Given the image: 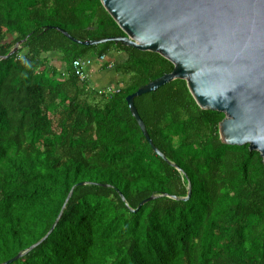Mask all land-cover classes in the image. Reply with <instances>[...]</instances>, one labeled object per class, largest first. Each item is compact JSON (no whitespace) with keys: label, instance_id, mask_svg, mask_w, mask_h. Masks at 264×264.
Returning a JSON list of instances; mask_svg holds the SVG:
<instances>
[{"label":"trees","instance_id":"obj_1","mask_svg":"<svg viewBox=\"0 0 264 264\" xmlns=\"http://www.w3.org/2000/svg\"><path fill=\"white\" fill-rule=\"evenodd\" d=\"M58 27L79 40L125 35L102 0H0V56L25 40L0 59V264L46 236L74 186L57 227L9 264H264L261 152L223 142L226 114L175 79L135 104L177 169L127 100L175 64L120 42L84 45ZM115 52L125 60L109 61ZM104 54L122 76L115 92L74 72L76 59Z\"/></svg>","mask_w":264,"mask_h":264},{"label":"water","instance_id":"obj_2","mask_svg":"<svg viewBox=\"0 0 264 264\" xmlns=\"http://www.w3.org/2000/svg\"><path fill=\"white\" fill-rule=\"evenodd\" d=\"M125 35L79 40L67 30V37L84 45L107 41L141 50L155 51L170 59L175 68L127 97L134 117L153 149L166 161L167 155L152 140L135 98L175 79H186L203 109L224 112L219 125L223 142L250 144L264 158V0H102ZM20 41L6 56L18 50ZM172 163V162H171ZM177 169L180 166L172 163ZM89 182H80L84 185ZM75 186L58 218L39 242L2 263L9 264L45 240L63 216ZM121 193V192H120ZM192 194L189 184L188 200ZM122 198L125 196L121 193ZM160 195L143 200L137 209ZM179 198L176 195H171Z\"/></svg>","mask_w":264,"mask_h":264},{"label":"crops","instance_id":"obj_3","mask_svg":"<svg viewBox=\"0 0 264 264\" xmlns=\"http://www.w3.org/2000/svg\"><path fill=\"white\" fill-rule=\"evenodd\" d=\"M126 58V54L122 52H115L113 56H109L108 60L115 61H123ZM105 62L96 61L89 67L90 73V82L99 89H109L116 88L117 84L121 82L122 76L117 75L115 70L111 68H106L104 65Z\"/></svg>","mask_w":264,"mask_h":264},{"label":"built area","instance_id":"obj_4","mask_svg":"<svg viewBox=\"0 0 264 264\" xmlns=\"http://www.w3.org/2000/svg\"><path fill=\"white\" fill-rule=\"evenodd\" d=\"M106 55H101L97 61L105 62ZM96 61V59L89 58V59H76L74 61V70L75 73L80 77L82 81L90 80V73H89V67ZM113 63L111 62L109 64V67H112ZM108 89V88H107ZM117 88H109L110 91L115 92Z\"/></svg>","mask_w":264,"mask_h":264},{"label":"bare ground","instance_id":"obj_5","mask_svg":"<svg viewBox=\"0 0 264 264\" xmlns=\"http://www.w3.org/2000/svg\"><path fill=\"white\" fill-rule=\"evenodd\" d=\"M42 62V61H41ZM69 66V65H68ZM75 72V71H74ZM76 77V76H75ZM89 97V96H88ZM117 98V97H116ZM107 100V99H106ZM131 111V110H130ZM7 117V116H6ZM46 117V116H45ZM47 117H49V116H47ZM78 117V116H77ZM62 119V118H61ZM8 120V119H7ZM47 121V120H46ZM53 121V120H52ZM50 122V121H49ZM51 123V122H50ZM68 123V122H67ZM70 123V122H69ZM43 124V123H42ZM41 125V124H40ZM38 126H39V124H38ZM55 126V125H54ZM7 127V126H6ZM60 127V126H59ZM46 129V128H45ZM62 129V128H61ZM63 130V129H62ZM65 130V129H64ZM54 132V131H53ZM59 132H60V129H59ZM62 132V131H61ZM71 133H72V131H71ZM138 134V133H137ZM71 135V134H70ZM78 137V136H77ZM79 138V137H78ZM71 139V138H70ZM48 140H50V139H48ZM47 140V141H48ZM33 141V140H32ZM52 141H54V140H52ZM46 142V141H45ZM50 142V141H49ZM48 142V143H49ZM149 142V141H148ZM32 143V142H31ZM48 145V144H47ZM52 145H54V144H52ZM72 145H73V143H72ZM43 146V145H42ZM142 149H144V148H142ZM152 150V149H151ZM146 155V154H145ZM96 161V160H95ZM75 163V162H74ZM83 163V162H82ZM67 164V163H66ZM80 166V165H79ZM81 169V168H80ZM41 170V169H40ZM112 171V170H111ZM71 174V173H70ZM75 174V173H74ZM73 174V176H75ZM80 175V174H79ZM81 179V178H80ZM96 179V178H95ZM100 180V179H99ZM122 199V198H121ZM56 200V199H55ZM58 204V203H57ZM53 205V204H52ZM55 205H56V203H55ZM60 206H61V204H60ZM71 207V206H70ZM81 208V207H80ZM56 209V208H55ZM82 209V208H81ZM86 209V208H85ZM36 210V209H35ZM45 211H47V210H45ZM85 211V210H84ZM33 212V211H32ZM47 213V212H46ZM66 213V212H65ZM75 213V212H74ZM73 213V214H74ZM88 213H90V212H88ZM35 215V214H34ZM39 215V214H38ZM51 215V214H50ZM67 215V214H66ZM89 215V214H88ZM80 216V215H79ZM52 218V217H51ZM37 219V218H36ZM43 219H44V217H43ZM66 219H67V217H66ZM65 219V220H66ZM46 220V219H45ZM84 220V219H83ZM151 220V219H150ZM48 221H49V219H48ZM54 221V220H53ZM107 221V220H106ZM57 227V226H56ZM61 228V227H60ZM54 234V233H53ZM40 236V235H39ZM38 236V237H39ZM51 237V236H50ZM52 238V237H51ZM57 239V238H56ZM37 240V239H36ZM58 240H60V239H58ZM69 245V244H68ZM152 245V244H151ZM44 246V245H43ZM60 246V245H59ZM55 247V246H54ZM66 247V246H65ZM74 248V247H73ZM58 250V249H57ZM48 251V250H47ZM64 253V252H63ZM66 256V255H65ZM69 259V258H68ZM68 261V260H67Z\"/></svg>","mask_w":264,"mask_h":264}]
</instances>
